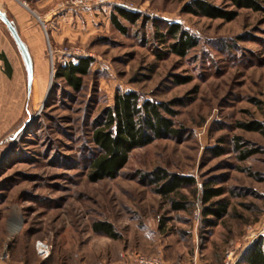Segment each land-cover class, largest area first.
I'll return each instance as SVG.
<instances>
[{
    "label": "rangeland",
    "instance_id": "obj_1",
    "mask_svg": "<svg viewBox=\"0 0 264 264\" xmlns=\"http://www.w3.org/2000/svg\"><path fill=\"white\" fill-rule=\"evenodd\" d=\"M71 1L21 3L31 20L17 27L35 54L30 96L19 51L0 20L1 46L8 55L13 49L22 76L17 102L0 115V262L125 264L146 255L165 264H237L264 236V134L240 126L264 128V0L258 11L208 0L234 12L232 20L187 12L193 0ZM116 5L141 14L136 23L119 18L126 33L111 21ZM0 7L14 18L8 5ZM162 21L180 23L197 46L185 56L171 53V41L157 36ZM78 57L93 59L80 91L58 76ZM118 90L180 100L171 106L179 132L135 148L117 177L92 182L85 169L91 122ZM237 137L256 152L241 159ZM158 168L196 179L182 188L186 210H174L142 177ZM203 182L225 190L213 199L228 203L222 217L203 214ZM99 222L110 223L118 238L96 233Z\"/></svg>",
    "mask_w": 264,
    "mask_h": 264
},
{
    "label": "trees",
    "instance_id": "obj_2",
    "mask_svg": "<svg viewBox=\"0 0 264 264\" xmlns=\"http://www.w3.org/2000/svg\"><path fill=\"white\" fill-rule=\"evenodd\" d=\"M237 8H249L255 11L261 9L259 0H230ZM187 12L208 18H222L232 20L235 13L225 11L210 3L208 0H193L186 8ZM141 14L130 11L122 6H114L111 16L113 25L121 32L126 33L119 18L130 23H136ZM13 20V18H11ZM163 22V21H162ZM164 30L157 32L160 41L167 40L169 51L178 56H185L189 50L197 46L198 40L180 23H165ZM91 57H78L77 61H69L58 68V76L76 91L83 87V77L86 76L92 65ZM180 100L172 102H158L142 99L136 91L123 92L118 90L114 95L113 104L105 107L91 122V140L94 143L92 152L87 156L85 169L87 177L92 182L106 178H115L127 164L131 152L138 147H144L154 140L174 137L179 130L175 127L176 111L171 107ZM241 128L248 131H257L264 134L263 126L258 122L241 123ZM235 147L241 149V159H247L256 151L242 148L240 137L236 138ZM215 154H222L221 147ZM146 182L154 186L158 195L169 200L171 207L176 210H186L187 196L182 188L196 186V179L191 176L170 173L158 168L148 175L142 176ZM195 193V192H194ZM197 193V192H196ZM195 193V194H196ZM225 193L222 187H213L208 182L202 183L200 201L203 204V214H212L222 217L228 208L224 199L213 201ZM96 233L104 234L117 239L118 233L107 222H99L93 226ZM237 264H264V236H259L241 256Z\"/></svg>",
    "mask_w": 264,
    "mask_h": 264
},
{
    "label": "crops",
    "instance_id": "obj_3",
    "mask_svg": "<svg viewBox=\"0 0 264 264\" xmlns=\"http://www.w3.org/2000/svg\"><path fill=\"white\" fill-rule=\"evenodd\" d=\"M0 1L8 5V9H10V11L12 12V16L14 17L13 20L15 21L16 25L19 28H21L22 23L24 25L26 24L27 26V23H29L31 20L30 18L31 14L27 10V8H25L21 3L25 2L26 4H28L29 0H0ZM42 2L44 3L45 0H39V2H37L36 4L42 5L43 4ZM66 14L67 15H65L64 18L69 19V15H68L69 13ZM20 31L22 32L21 29ZM37 34H38L37 37H35L34 39L36 40L39 49H42L43 48L42 36L39 33ZM24 41L27 43L29 47V51L31 53L34 62V71H35V54L31 49L33 45H31V43L26 41L25 39ZM3 49L4 48L1 46V42H0V115H2V113H5L3 112V109L1 107H4V105L9 103L14 104V102H17L19 97L20 82L22 80V76L20 74V63L18 62L19 60L17 61L15 60L13 56V49H11L12 51H10L11 53L10 55H8L7 52H4ZM0 264H4V263L0 262Z\"/></svg>",
    "mask_w": 264,
    "mask_h": 264
},
{
    "label": "water",
    "instance_id": "obj_4",
    "mask_svg": "<svg viewBox=\"0 0 264 264\" xmlns=\"http://www.w3.org/2000/svg\"><path fill=\"white\" fill-rule=\"evenodd\" d=\"M0 20L5 24L8 29L16 48L19 51L20 57L22 59L25 71H26V79H27V91L28 95H31L33 80H34V62L29 51V47L27 43L21 37L18 27L14 20H12L7 12L0 8Z\"/></svg>",
    "mask_w": 264,
    "mask_h": 264
},
{
    "label": "built area",
    "instance_id": "obj_5",
    "mask_svg": "<svg viewBox=\"0 0 264 264\" xmlns=\"http://www.w3.org/2000/svg\"><path fill=\"white\" fill-rule=\"evenodd\" d=\"M109 0H72L71 4L76 6H92L106 4ZM125 264H165L158 256H135L130 262ZM234 264V263H233Z\"/></svg>",
    "mask_w": 264,
    "mask_h": 264
},
{
    "label": "bare ground",
    "instance_id": "obj_6",
    "mask_svg": "<svg viewBox=\"0 0 264 264\" xmlns=\"http://www.w3.org/2000/svg\"><path fill=\"white\" fill-rule=\"evenodd\" d=\"M33 83H34V80H33Z\"/></svg>",
    "mask_w": 264,
    "mask_h": 264
}]
</instances>
